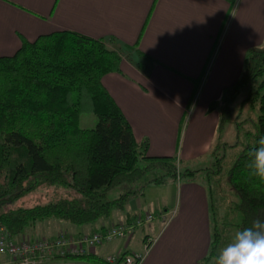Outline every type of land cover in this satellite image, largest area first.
<instances>
[{"label": "trees", "instance_id": "trees-1", "mask_svg": "<svg viewBox=\"0 0 264 264\" xmlns=\"http://www.w3.org/2000/svg\"><path fill=\"white\" fill-rule=\"evenodd\" d=\"M122 49L147 74L156 62L134 46L124 44L115 50L104 38L70 30L22 40L14 54L0 56V231L18 236L31 223L47 218L95 226L114 208L123 210L128 196L145 185L182 176L175 157L148 155V140L136 139L122 109L102 84L105 74L120 70ZM242 91L247 92L242 104L257 106L259 113L253 142L227 171L238 198L234 208L241 214L239 230L257 216L264 218V182L249 168V153L264 136V45L246 51L238 79L209 103L208 110L222 104L218 140ZM83 113L96 116L94 128L79 127L77 119ZM195 171L185 169L184 174ZM140 180V189L128 187ZM120 186L123 191L110 199L109 192ZM41 187L63 189L65 195L29 207L17 205ZM212 231L210 252L218 241L217 230ZM83 259L106 264L95 256Z\"/></svg>", "mask_w": 264, "mask_h": 264}, {"label": "crops", "instance_id": "crops-1", "mask_svg": "<svg viewBox=\"0 0 264 264\" xmlns=\"http://www.w3.org/2000/svg\"><path fill=\"white\" fill-rule=\"evenodd\" d=\"M59 30L104 38L115 50L124 44L134 46L156 61L147 74L122 49L120 70L105 74L102 84L136 139L148 140L151 156L187 160L196 150L211 151L217 138L218 114L204 110L199 117L197 113L199 101L205 103L204 91L212 93L209 101L218 100L222 90L238 79L246 51L264 45V0H0V56L14 54L22 40ZM195 91H200V98L192 102ZM199 118L202 126L209 121L210 130L200 144L184 148L186 131L180 134V125L194 124ZM205 205L202 188L181 191L173 219L140 264H196L201 253L198 240L209 232ZM130 217L126 220L134 218ZM105 226L86 225L73 234ZM101 248L93 256L112 255Z\"/></svg>", "mask_w": 264, "mask_h": 264}, {"label": "rangeland", "instance_id": "rangeland-1", "mask_svg": "<svg viewBox=\"0 0 264 264\" xmlns=\"http://www.w3.org/2000/svg\"><path fill=\"white\" fill-rule=\"evenodd\" d=\"M260 31H262V28ZM253 42L252 39L251 44H253ZM187 93H191V91ZM199 93L200 91L194 92L192 102L200 98V96L198 97ZM246 93V91H242L232 104L231 121L226 124L224 132L219 140L216 136L217 138L212 143L211 151L205 153L200 151L199 153L196 150L192 158L178 160L179 168L183 172L180 178L177 180L167 178L161 184L145 185L141 192L139 191L140 193L138 192L135 195L128 196L123 210L114 208L108 217H101L96 221V225L102 223L111 225L114 222L130 223L135 217L143 214H151L153 216L151 222L142 223L133 230H129L124 237L105 243L104 246L99 249L100 251L104 254L112 255H117L121 252L144 253L143 242L146 239H150L151 241L148 240L151 242L148 249L149 251L153 248L159 237L158 233H160L161 229L166 227L173 219L174 215H171V213L177 210L180 192L182 191L184 193V189H186V192L194 193L202 188L206 193V214L209 215L210 218L208 225L209 232L207 237L201 236L198 240L201 253L199 252L196 255V264H213L216 254L232 240L235 232L239 230V224L241 223V214L234 208V204L238 202V198L234 195L228 183L227 171L247 144L253 142V137L251 135L255 133L259 111L257 106L252 107L249 103L242 104V100L246 96ZM210 98H212V93L204 91L202 100L205 101V103L202 105L201 101H199L197 108L199 117H202V114L205 112L204 110H206L208 114L216 112L219 116L222 104L218 103L213 110H208L209 103L211 102L209 101ZM77 120L79 127L87 129L94 128L97 122L96 116L92 113L80 114ZM183 123L180 125V134L186 131L184 148H188L190 145L196 146L200 144V142L204 140L207 134L206 132L210 130L209 121L205 123V126H202V118H199L194 124L190 122L188 125H183ZM202 128L205 130L204 133H202ZM236 128H238L239 131L238 135L236 134ZM214 131L217 133V127ZM148 155L150 154L148 153ZM185 169L196 171L192 174H184ZM142 181L143 180L132 183L128 185V187L134 190L140 189ZM123 189V186L112 189L108 197L110 199L116 198ZM64 193L65 191L63 189L41 187L25 195V197L18 201L17 205L29 207L36 203L48 201L53 197L58 198ZM193 200L197 205L199 204V197L195 196ZM175 204L176 207H174ZM165 208L167 211L164 210ZM156 213L166 215V220L156 217ZM128 215L131 217L134 216V218L132 220H126ZM118 220L122 221L117 222ZM212 228L217 230L218 241L214 251L210 252V242L213 233ZM84 229H86V226L73 225L63 220L47 218L28 225L22 233L17 236V239L35 240L42 237H52L60 232L74 233L75 231ZM201 234H204V231H201ZM84 260L87 261V259ZM181 264H183V262Z\"/></svg>", "mask_w": 264, "mask_h": 264}, {"label": "built area", "instance_id": "built-area-1", "mask_svg": "<svg viewBox=\"0 0 264 264\" xmlns=\"http://www.w3.org/2000/svg\"><path fill=\"white\" fill-rule=\"evenodd\" d=\"M152 217L151 214H143L130 223H115L80 234L60 232L53 237L35 240L17 239V236L1 229L0 264H96L83 258L95 255L98 247L124 237L142 223L151 222ZM143 243L144 253L123 252L99 259L106 264H140L151 244L148 240Z\"/></svg>", "mask_w": 264, "mask_h": 264}, {"label": "clouds", "instance_id": "clouds-1", "mask_svg": "<svg viewBox=\"0 0 264 264\" xmlns=\"http://www.w3.org/2000/svg\"><path fill=\"white\" fill-rule=\"evenodd\" d=\"M249 156L250 174L264 182V136ZM213 264H264V218L257 216L250 226L236 231L216 254Z\"/></svg>", "mask_w": 264, "mask_h": 264}]
</instances>
